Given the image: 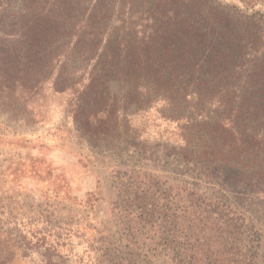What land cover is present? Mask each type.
Masks as SVG:
<instances>
[{"label": "trees", "instance_id": "trees-1", "mask_svg": "<svg viewBox=\"0 0 264 264\" xmlns=\"http://www.w3.org/2000/svg\"><path fill=\"white\" fill-rule=\"evenodd\" d=\"M253 1L243 0L248 6ZM238 71L251 80L246 90L254 103L253 90L264 94V20L218 0H0V107L13 106L24 119L39 122L37 107L45 105L46 90L68 95L81 140L123 139V124L124 136L132 139L119 141L138 151L134 117L145 114L155 97L167 104L190 100L202 123L198 144L186 142L185 159L212 177L244 169L264 182V133L257 132L250 111L242 121L236 116L242 107L220 109L227 104L224 89L238 90L240 78L232 82ZM116 174L123 213L132 219L140 210L139 236L129 248L163 245L173 264H260L259 251L239 248L245 239L231 230L233 220L213 225L217 219H202L197 205L188 233L173 228L162 237L153 227L145 233L141 224L151 226L167 215L155 205L147 178L124 183ZM133 254L112 262L141 264ZM96 264L102 259L96 257Z\"/></svg>", "mask_w": 264, "mask_h": 264}, {"label": "rangeland", "instance_id": "rangeland-1", "mask_svg": "<svg viewBox=\"0 0 264 264\" xmlns=\"http://www.w3.org/2000/svg\"><path fill=\"white\" fill-rule=\"evenodd\" d=\"M218 1L264 20V0L249 6L243 0ZM238 72L232 81L240 78L238 90L224 89L227 104L220 109L230 103L242 107L236 114L242 121L250 111L257 132L264 133V94L253 90L257 101L249 102L246 80H251ZM44 97L45 105L37 107L39 122L25 120L13 106L0 107V264H96V257L114 264L120 254L129 258L130 250L137 263L173 264L163 245L128 247L139 236L140 210L132 219L123 213L117 172L124 183L132 176L147 178L155 205L167 215L151 226L141 224L145 233L151 227L162 237L173 228L188 233L197 205L202 219H217L213 225L233 220L231 230L245 239L239 248L259 251L264 264V182L244 169L212 177L195 160L185 159L186 142L198 144L202 123L190 100L167 104L155 97L145 114L133 118L132 130L140 135L136 151L119 141L132 139L124 136L123 124L118 126L123 139L81 140L67 106L70 97L50 90ZM206 111L215 113V108ZM208 130L204 125V135Z\"/></svg>", "mask_w": 264, "mask_h": 264}]
</instances>
